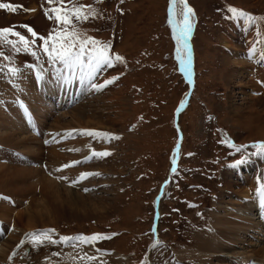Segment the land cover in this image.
<instances>
[{
  "label": "rangeland",
  "instance_id": "1",
  "mask_svg": "<svg viewBox=\"0 0 264 264\" xmlns=\"http://www.w3.org/2000/svg\"><path fill=\"white\" fill-rule=\"evenodd\" d=\"M189 1L197 12L193 37L194 88L188 105L176 120V109L189 84L179 72L174 39L167 25L169 0H100L99 3L97 0H74L91 5L97 12L95 19L78 24V31L110 43V54H119L124 59L115 62L114 67L105 66L104 72L101 70L90 81L91 84H104L118 77L114 83L87 93L83 100L76 101L67 110L83 102L82 108L88 110L87 115L96 112L93 116L98 115L105 128L82 127L81 130L111 133L119 138L84 136L77 128L52 127L53 120L59 116L66 123L68 116L61 115L68 111L50 119L54 133L61 132L58 135L63 134L64 138L73 133L61 142L66 147L59 145L56 148L64 151L62 155L73 153L71 150L77 148V141L82 140L81 155L77 157L76 154L73 158L68 155L63 164L80 163L63 170L76 172L73 181L79 180L82 173L99 174L71 183L72 179H67L66 173L63 174L66 179L59 177L57 182L71 189L78 185L79 192L90 194L95 201L110 206L109 212L101 217L57 220L52 226L65 236L87 232L89 236L96 233L111 235V239L95 243L99 252L121 253L129 259V264H147L149 257L153 262L172 264L174 258L178 259L176 254L182 247L194 244L195 235L209 228L212 209L222 191L225 169L239 165L245 168L243 163L237 165V161L250 160V170H243V174L250 176L255 172L256 176L259 173L258 169L252 170L254 162L251 160L259 152L253 145L264 142V87L260 86L264 61L256 64L251 60L244 61L241 64L243 72L240 64L232 60L236 49L243 52V49L258 46L263 50L264 35L258 33H264V21L248 26L231 18L228 9L235 7L256 17H264V0ZM0 3L22 6L15 13L0 9V29L15 26L16 31L32 39L27 30L20 27L30 26L38 34L32 51L36 56L40 55L43 42L38 37H48L57 29L55 21L48 19L44 11L52 5L45 0H0ZM9 39L16 38L9 36ZM0 52L10 57L9 60L0 57V67L5 68L0 72V95H4L5 103L9 95L7 86L16 83L17 78L9 76L10 64L36 56L30 52L17 53L3 41H0ZM262 54L264 52L259 55ZM43 58L48 57L45 54ZM35 64L38 76L51 70L56 72L52 74L55 80L64 66L58 61L55 64L49 61ZM28 66L17 67L20 70L18 78L24 83L28 78L25 73L30 74L26 84L30 83L25 88L35 94L38 81H35L32 65ZM81 75L78 70L77 81H82ZM177 124L183 132L181 155L176 170L170 173L179 144ZM51 145L47 144L44 149V157ZM238 146L247 147L237 151ZM104 151L111 154L104 158L93 156V152ZM33 157L41 159L43 155ZM47 162L52 163L49 158ZM77 169L81 171L78 173ZM54 173L48 172V176ZM169 175L171 180L167 182L159 214L157 197ZM3 194L0 191V198ZM2 201V206H9L15 200L4 196ZM0 221L7 220L1 217ZM10 231L11 228L8 235Z\"/></svg>",
  "mask_w": 264,
  "mask_h": 264
},
{
  "label": "bare ground",
  "instance_id": "2",
  "mask_svg": "<svg viewBox=\"0 0 264 264\" xmlns=\"http://www.w3.org/2000/svg\"><path fill=\"white\" fill-rule=\"evenodd\" d=\"M187 2L195 13L191 18L193 28L187 39V47L184 46L183 41L178 43V29H174L173 23H170V20L178 24L183 22L181 15L183 4L179 0L175 5L176 14L174 16L170 12L172 5L169 0L167 21L170 34L174 39V50L177 49L180 66L183 70L188 69L185 73L189 87L182 99L181 107L189 101L192 94L190 89L194 84L193 36L197 26V12L190 1L187 0ZM191 50L192 55H190ZM235 51V58L232 61L240 64V70L243 69L241 64L244 61L252 60L257 63L264 59V54L259 55L255 52L254 55H249L250 51L241 52L237 49ZM182 59L184 64L181 63ZM61 68L60 76L55 80L52 74L56 72L50 70L38 76L35 67H31L35 81H38L35 94V91L29 92L30 88H25L30 83L26 84V81L30 79V74L24 72V76L28 77L24 82L25 85L17 76L16 83H10L7 86L9 95L5 103L4 95H0V191L4 192L0 202H3L4 196H8L11 201L15 200L9 206L0 204V218L7 220L4 223L0 221V264H88L89 261V264H129V259L121 253H100L97 251L96 244L88 245L75 240L62 242L63 237L80 235L65 236L52 226L57 220L75 219L81 216L97 218L110 210L107 203L95 201L90 194L79 192L80 186L77 185L71 189L57 182V178L66 173L67 179L74 177L76 172H65L63 163L68 159V155H72L73 158L77 154L79 157L83 144L82 140H78L77 144L75 143L76 150H71L73 153L62 155L64 151L56 148L59 145L65 146V143L61 142L65 141L66 137L53 132L50 119L53 120L56 115L68 111L67 109L73 103L83 100L87 93L95 90L91 87L86 72L83 76L81 75L82 81H77L79 69L72 71L65 66ZM261 75L260 86L264 87V74ZM24 88L28 89V94ZM82 103L80 102L76 108L61 115L68 116L66 123L61 121L63 117L59 116L53 120L52 127L56 129L77 128V131H80L82 127L105 128L100 117L93 116L96 112L90 116L87 115L88 110L82 108ZM91 111L95 110L91 109ZM70 136H73V133ZM47 144L52 145L45 158L43 151L47 148ZM35 155H43V157L36 159L33 157ZM180 155L181 145L173 157L174 167ZM48 158L52 163L47 162ZM253 159L255 161H252ZM253 159L251 160L254 162L252 170H259L256 176L255 172H252L250 176L243 174V170L250 168L252 164L250 160L243 163L245 168L239 165L225 169L222 177V191L212 209L209 228L195 235L194 244L182 247L176 254L178 259L173 257V262L170 260L172 264H185L183 262H187L186 264H249L251 259L264 263V192L261 190L264 186V153L259 151ZM43 160L46 161L42 163ZM47 165L49 170H47ZM52 171L55 172L53 176L56 175V177L48 176V172ZM79 171L81 169H77L78 173ZM167 187L166 181L162 187L163 193ZM13 196L16 198L14 199ZM162 197L156 201L159 214ZM8 226L11 231L7 236L5 232L9 231ZM45 227L48 228L52 240L57 242H32L28 234L45 231ZM155 231L157 233V227ZM28 247H30L29 250L26 249ZM90 256L96 259L89 260ZM146 263L160 264L153 262L151 257Z\"/></svg>",
  "mask_w": 264,
  "mask_h": 264
},
{
  "label": "snow or ice",
  "instance_id": "3",
  "mask_svg": "<svg viewBox=\"0 0 264 264\" xmlns=\"http://www.w3.org/2000/svg\"><path fill=\"white\" fill-rule=\"evenodd\" d=\"M45 2L52 7L45 8V15L50 20H54L57 24V29H54L49 33L48 37H38L43 43L41 47L43 52L47 55L50 63L55 64L57 61L62 63L68 70L75 71L79 69L82 75L86 72L89 81L95 79V75L100 72L105 66L114 67L115 62H123V57L119 54H110L111 45L110 43L101 42L95 38L88 37L86 34L78 31L77 25L88 21L90 18L95 19L97 17L96 10L91 5H85L83 3L74 2V0H45ZM99 3L100 0H97ZM123 2V0H121ZM183 4L182 24L173 23L174 29L177 31V41L178 43L183 41L184 46L187 47V39L193 28V23L191 18L195 15L193 9L189 7L186 0H179ZM172 8H170L171 14L174 16L175 5L177 0H170ZM22 6H13L8 3H0V9H7L9 12L15 13ZM24 11H34L31 9H23ZM228 11L231 13V18L238 19L248 26H255L257 21H264V17H256L253 14L247 13L244 10L237 9L235 7H229ZM20 27L27 30L32 39L28 36L23 35L21 32L15 30V26L9 28L0 29V41L8 43L11 48L19 53L30 52L33 56H36V52L32 51L33 46L36 45V39L38 34L28 25H21ZM258 35H264V33H258ZM9 36L15 37V40H10ZM264 52V50H262ZM255 49H251L249 55H254ZM0 57L4 60H9L10 57L4 55L0 52ZM39 59V57H37ZM184 64V60H181ZM30 67H35L34 65ZM5 70L4 67H0V72ZM9 76L16 77L20 74L19 68L12 66L7 69ZM118 77H114L105 81L104 84L92 83L91 87L97 90L106 87L108 84H112ZM80 134L97 137V138H107L118 139L114 134L111 133H101L94 130H80ZM247 146H238L237 151H241ZM253 147L259 149L260 153H264V142L254 144ZM110 152H93V156L98 158H104L110 155ZM244 160L237 161V165L244 163ZM80 163L79 161H74L71 165H64L65 168L71 167L75 164ZM175 163V161H174ZM176 169L173 168V171ZM89 175H99L98 173H82L80 179H86ZM60 179H66V177H60ZM79 180L73 181V183H78ZM262 192H264V186H262ZM54 231V230H50ZM32 238V242L44 243H56L57 241L52 240L49 231H39L36 233L28 234ZM116 235V234H113ZM111 235H105L101 233H96L91 236H76V237H63L62 242H69L72 240L78 241L79 243L92 245L97 241L111 239ZM97 251H100L97 249ZM15 255V254H13ZM89 260L96 259L94 256L88 257Z\"/></svg>",
  "mask_w": 264,
  "mask_h": 264
},
{
  "label": "water",
  "instance_id": "4",
  "mask_svg": "<svg viewBox=\"0 0 264 264\" xmlns=\"http://www.w3.org/2000/svg\"><path fill=\"white\" fill-rule=\"evenodd\" d=\"M186 3H187V5H188L187 0H186ZM191 54H192V52H191ZM175 57H176V59L179 61V57H178V55H177V49H176V51H175ZM179 62H180V61H179ZM188 63H189V59H188V61H187V65H188ZM187 65H186V67H187ZM185 70H186V68H184V70H183V68H182V69L180 68L181 73H182L185 77H187V75H186V73H185ZM187 70H188V69H187ZM187 70H186V71H187ZM181 109H182V107L178 108V110H177V114L180 112Z\"/></svg>",
  "mask_w": 264,
  "mask_h": 264
}]
</instances>
